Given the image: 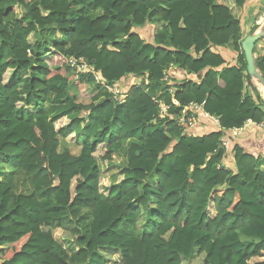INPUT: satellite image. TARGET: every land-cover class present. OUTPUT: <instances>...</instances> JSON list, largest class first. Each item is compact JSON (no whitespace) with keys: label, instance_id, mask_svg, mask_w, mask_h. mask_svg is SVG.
<instances>
[{"label":"trees","instance_id":"trees-1","mask_svg":"<svg viewBox=\"0 0 264 264\" xmlns=\"http://www.w3.org/2000/svg\"><path fill=\"white\" fill-rule=\"evenodd\" d=\"M30 1L0 0V264H264V158L232 135L264 124L241 48L258 28L245 35L248 0ZM130 77L118 100L102 89ZM192 103L220 126H179ZM72 135L79 154L60 152ZM118 157L102 189L100 163Z\"/></svg>","mask_w":264,"mask_h":264},{"label":"rangeland","instance_id":"rangeland-1","mask_svg":"<svg viewBox=\"0 0 264 264\" xmlns=\"http://www.w3.org/2000/svg\"><path fill=\"white\" fill-rule=\"evenodd\" d=\"M232 3H233V0H227V4L231 5ZM241 14H242V11H241L240 15ZM253 19L257 20L256 21L257 24L254 23ZM263 22H264V8H263V10L261 12L256 14V16L251 19V21H248L247 23L244 22L245 35L248 34V32L250 31V29H251V27L253 25L258 27L254 32L258 31ZM154 30H155L154 26L153 27H146V28H144L142 30H139L140 37L143 38L146 41H150L151 38H152V35L154 33ZM55 37L58 38L59 37L58 34H55L54 38ZM36 40H37V37H34L32 35L29 37V42L32 43V44ZM259 52H264V40H262L257 46V53H259ZM53 62L55 64H57L59 62V60L54 59ZM134 80H136V82ZM10 82H11L10 71H7L5 76H4V83L8 84ZM124 82H125L124 85H122L123 82L119 83V85H118V90L120 91V93H123V91L128 90L129 87L131 86V82H133L132 83L133 85H135L136 83H139V81L137 79H133L131 77L129 79H126V81H124ZM102 89H104V91L108 92V93H110V91H111V87L108 86L107 84H105V85L103 84ZM112 93H114L112 96H114V95L116 96V94H115L116 91L112 92ZM93 94H92L91 89L86 88L85 90H80L78 93L76 92L74 95H75V98H76L75 100L77 102H80L82 104H88L90 102L91 96H93ZM261 95H262V97L264 96V94L262 92H261ZM121 98H123V97H121ZM20 106H22V105H20ZM46 107L47 108H51L52 106L50 105V103H46ZM166 115H167V113L165 115H163L162 117H164ZM179 119H178V124H179ZM67 123H68V120L63 118V119L58 120L57 123L55 124V126L58 129L61 126L66 125ZM179 126H181V125L179 124ZM190 131L193 132V134L196 135V133L194 132L195 129H190ZM239 132L240 131H237V132L233 131V134H237ZM59 150H60V152H62L64 150H68L73 155L79 154V151H80L79 139L77 137H75L74 135H72V136L68 137L65 140H60ZM122 160H123V158H119V157L116 158L112 167H108L106 165V163H100V168L102 170V176H101V179H100V184L102 186V189L109 187L112 182H117V181L121 180L122 176L119 174L121 168L119 166H121ZM1 169H4L5 173H10L9 168L6 167V166L0 165V171H1ZM2 172L4 173V171H2ZM1 179H3V178H1V176H0V181H1ZM53 235H54V238L57 241L63 243L65 246L69 245L70 238L62 230L53 231ZM5 251L6 252L9 251V248H7ZM112 258H113L114 261H118V255L117 254H113ZM202 261H203V256H199V257H196L192 261L191 264H202Z\"/></svg>","mask_w":264,"mask_h":264},{"label":"crops","instance_id":"crops-1","mask_svg":"<svg viewBox=\"0 0 264 264\" xmlns=\"http://www.w3.org/2000/svg\"><path fill=\"white\" fill-rule=\"evenodd\" d=\"M218 1L223 4L227 3L225 0ZM248 3L250 4V8H248L249 10L247 9V11L242 15L243 25L244 22L247 23L248 21H251V19L254 18L256 14L261 12L264 8L263 0H248ZM253 21L255 24H257L256 19H253ZM174 76L177 79H179L178 77H183L180 72H175ZM193 80H195V78H193ZM134 81L136 82V80ZM261 90L263 91V89ZM262 98H264V96ZM214 127L215 126L212 124V122L202 113H200L197 119V127L194 132L198 134H204L210 129H214ZM232 135L237 137L236 142L240 144L246 150V152L254 156H260L264 158V130L261 125L251 122L245 125L239 133L233 134L232 132Z\"/></svg>","mask_w":264,"mask_h":264},{"label":"water","instance_id":"water-1","mask_svg":"<svg viewBox=\"0 0 264 264\" xmlns=\"http://www.w3.org/2000/svg\"><path fill=\"white\" fill-rule=\"evenodd\" d=\"M264 37V22L260 26L259 30L247 35L243 41L241 42V48L244 54L245 62H246V70L248 75L251 77L255 86L258 88L259 92L264 94V78L261 76L258 71L255 59L256 56L253 53L254 46L257 41H260ZM262 87L263 91L259 88Z\"/></svg>","mask_w":264,"mask_h":264},{"label":"built area","instance_id":"built-area-1","mask_svg":"<svg viewBox=\"0 0 264 264\" xmlns=\"http://www.w3.org/2000/svg\"><path fill=\"white\" fill-rule=\"evenodd\" d=\"M263 2H264V0H263ZM70 62V66L71 67H73V68H76V70L79 72V71H81L82 69H84V68H86V65H83V66H79V65H77V63H76V61L75 60H70L69 61ZM97 79V78H96ZM166 79V78H165ZM136 85H138V83H136ZM116 91V95L118 94V93H120V91L118 90V89H113L112 87H111V91H110V93H112V92H115ZM114 94V93H113ZM113 99H115V100H118L117 99V96H113ZM167 109H168V107H166L164 104H160V116L162 117L163 115H165L166 113H167ZM187 109H188V111H190L191 112V114L192 115H188V116H182V117H180V119H179V124L182 126V125H186L189 129H196V127H197V118L195 117V115H199L200 113H202L205 117H207L211 122H212V124L215 126V127H219L220 126V122H219V119L218 118H215V117H212V116H210V115H208V114H206L204 111H203V109H202V106H200V105H197V104H195V103H192V104H190V106L189 107H187ZM249 123H251L250 121H247L245 124H244V126L245 125H247V124H249ZM258 125H261L262 126V128H263V130H264V124H258ZM241 129L242 128H240V129H235V130H233V131H241ZM225 143H226V141H223V145H225Z\"/></svg>","mask_w":264,"mask_h":264},{"label":"bare ground","instance_id":"bare-ground-1","mask_svg":"<svg viewBox=\"0 0 264 264\" xmlns=\"http://www.w3.org/2000/svg\"><path fill=\"white\" fill-rule=\"evenodd\" d=\"M260 89H262V87L260 86Z\"/></svg>","mask_w":264,"mask_h":264}]
</instances>
